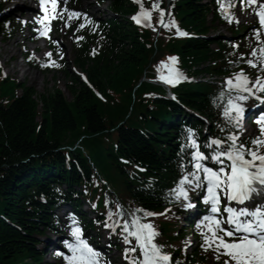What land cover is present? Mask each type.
<instances>
[{
	"label": "trees",
	"instance_id": "trees-1",
	"mask_svg": "<svg viewBox=\"0 0 264 264\" xmlns=\"http://www.w3.org/2000/svg\"><path fill=\"white\" fill-rule=\"evenodd\" d=\"M210 3L173 0L168 16L197 36L166 39L161 30L154 40L149 31L130 22L127 14L134 5L110 0L114 15L97 33L89 32L74 44V65L85 73L87 82L69 68L64 70L70 100L57 85L37 93L33 87L0 77V264H42L46 253L37 249L36 234L57 221L52 215L56 204L64 199L78 203L82 192L73 186L83 184L90 190L100 186L107 191L95 169L114 187L125 208L156 211L168 205L172 199L168 190L182 174L180 166L189 167L190 149L181 150L188 143L186 130H196L201 138V122L159 96L164 90L141 77H153L151 64L171 52L179 54L190 73L221 74L241 65L231 41L208 37V14L211 23L222 20L214 0ZM213 43L217 49L211 48ZM201 64L205 65L199 68ZM221 88L208 82L184 83L174 92L181 104L207 117L208 130L225 137L229 125L213 103ZM8 96L12 99L6 103ZM160 233L171 241L183 229L170 218L160 221ZM196 256L188 257V264H196Z\"/></svg>",
	"mask_w": 264,
	"mask_h": 264
},
{
	"label": "snow or ice",
	"instance_id": "snow-or-ice-1",
	"mask_svg": "<svg viewBox=\"0 0 264 264\" xmlns=\"http://www.w3.org/2000/svg\"><path fill=\"white\" fill-rule=\"evenodd\" d=\"M44 2L45 0H42V3ZM64 2L66 3L67 0ZM217 2L221 4V10L225 11L221 0ZM47 3L51 5L55 18L58 0H47ZM158 3L159 0L154 2L153 9L158 7ZM236 3L242 8L258 5L252 8L259 23V27L252 29L258 42L257 46L248 53L251 58L244 59L245 54L240 55L243 62L250 67H257L259 61V66L264 69V38H262L264 37V0H230L228 7H235ZM45 11L47 12V9ZM62 11L68 10L65 8ZM159 11L158 23L162 27L168 28L170 25L176 27L174 20L170 24L164 21V9L161 8ZM81 15L84 16L86 23L91 22L86 13L79 12H69V19ZM141 17H144L143 21ZM225 18L229 22L233 19L239 22L233 12H226ZM132 19L138 24L152 26L151 10L144 9L142 4L140 11L133 15ZM84 27L85 23H80L77 30ZM176 34L188 35L178 27ZM169 60L175 62L177 58L169 57ZM52 63L54 66H59L54 61ZM158 78L165 83L175 84L184 77L178 69L169 67L168 75H160ZM253 89L264 92V79L257 77L255 82H251L243 69L224 79L221 91L213 103L222 109L221 116L226 125H231L232 128L242 127L245 109L240 101H246L250 95H255ZM217 101L224 103L218 104ZM255 123L258 125L259 134L248 143L240 141L238 132L229 131L223 139L209 137L203 144V148L209 150L207 153L201 150L202 146L196 130L187 129L188 143L182 145L181 150L190 149L188 155L191 158L187 163L191 166V170L182 164L180 166L182 174L174 182V187L168 190V196L181 201L185 208L195 207L190 201L189 192L201 189L205 193L201 199L202 203L209 206L208 214L203 215L196 223V230L202 238L200 247L204 251L211 250L216 260H220L221 256L226 257L223 264H264V202L255 205L254 208L246 204V201L251 200L252 194L261 191L260 186L264 185V151H262L264 113L256 118ZM221 131L223 132L224 129L221 128ZM208 161H211V166ZM154 215H162V213H153L143 208L128 211L118 202L115 212L108 210L107 221L111 223L106 221L104 227L110 228L113 233L119 228L120 235L127 245L124 249V259L127 264H172L171 254L164 251L163 245L155 242V237L159 233L146 219ZM70 219L73 224L71 227L73 240L63 241L67 253L58 250L57 254L62 255L67 264H102V253L89 244L76 218L70 216ZM175 264L181 262L177 260Z\"/></svg>",
	"mask_w": 264,
	"mask_h": 264
},
{
	"label": "rangeland",
	"instance_id": "rangeland-1",
	"mask_svg": "<svg viewBox=\"0 0 264 264\" xmlns=\"http://www.w3.org/2000/svg\"><path fill=\"white\" fill-rule=\"evenodd\" d=\"M85 1L90 2V5H91L90 11H91L92 16H94L95 18H98V17L102 18V17H107L110 15L109 11L107 10V5L109 4L108 0H79V1L70 0V3L76 6L79 4L82 5V2H85ZM152 1H153V4L154 2H156V0H152ZM235 10H236V15L238 11H240L241 16L243 15V12H241V9L240 10L235 9ZM17 13H19V11ZM12 17L13 19H16L17 15H13ZM208 19H210V17ZM245 19L249 20L250 17H246ZM17 22H18V19L12 23L13 36L11 37V39L8 42H5V45H3L0 41V62H1V66L3 68L4 73L10 78L16 79L19 82H23L27 86L33 87L37 91V93H43L46 90L52 88L54 85H57L63 90L64 89L63 86L66 82V76L62 71L58 70V68L54 66L52 63L51 65L47 66L46 65L47 62H43V63L38 62L37 66L27 67L25 64L23 63L21 64V61L19 58H15V59L13 58V61L10 63L7 62L6 63L7 66L2 61L3 58L6 59V58H9V56L14 55L17 52V50H20V51L29 50L30 51L31 47H35V46H37L38 55H41V57L45 58L44 60L47 59L49 48L44 47L46 46L45 45L46 42L45 41L32 42L28 38L30 35V30H26V28H24V29H21L20 31H17V28H18ZM63 25L64 23L62 25L57 26L58 28L55 30V35L58 37L59 41L58 40L55 41V39L52 41H53V46L57 52L55 56L59 57V52L63 53L64 54L63 60L65 64L71 67L73 64L72 62L73 53L71 49V41H72V33L74 32V29L70 27L69 31H67L63 27ZM213 25H214V29L211 30L212 35L222 34V36L225 37L229 34L226 27L221 26L219 23H214ZM17 39L19 41L21 40V44L14 42ZM60 46L62 47V49L59 48ZM15 67L17 68V72L13 73V70L16 69ZM23 71L25 72L23 73ZM17 93H20V90H17ZM65 93L67 95V98L70 100L71 99L70 93L68 91H65ZM11 99H12V96H8L6 103H9ZM38 119H40V117H38ZM78 127L83 128V124L80 121L78 122ZM246 135L247 134H244V136ZM87 198L94 206H99L104 209L107 208V203L103 196L102 191H98L96 195H91V196H88ZM63 211L64 210L62 209L58 211V213L61 214V218H64ZM88 216H92V215L88 213ZM178 219L181 222L182 216H179ZM100 232H101V236L103 235V236H108L111 238V236L103 232V230ZM46 236L47 234H45V236L40 237V240L42 241L45 240ZM185 248H186L185 251L188 253L189 246ZM207 254L209 255L208 257L210 259L214 258L213 252H209ZM108 255H111V257L114 259L115 261L114 264L121 263L122 255L117 253V251L114 250ZM225 258H222V259H225Z\"/></svg>",
	"mask_w": 264,
	"mask_h": 264
},
{
	"label": "bare ground",
	"instance_id": "bare-ground-1",
	"mask_svg": "<svg viewBox=\"0 0 264 264\" xmlns=\"http://www.w3.org/2000/svg\"><path fill=\"white\" fill-rule=\"evenodd\" d=\"M85 6H89L90 7V3L89 2H86L85 4H84ZM14 10V9H13ZM20 17H22V18H32L31 17V15L27 12V11H25V10H22V13L20 14ZM14 42H16V43H20V41L17 39V40H15ZM16 71V70H15ZM25 71H23V73H24ZM47 243V242H46ZM46 260H48V257L46 258Z\"/></svg>",
	"mask_w": 264,
	"mask_h": 264
}]
</instances>
